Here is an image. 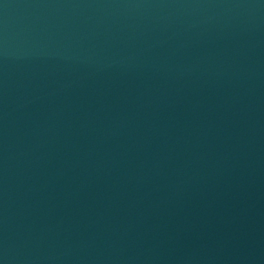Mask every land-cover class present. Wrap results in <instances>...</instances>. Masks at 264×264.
Masks as SVG:
<instances>
[{
    "label": "water",
    "instance_id": "95a60500",
    "mask_svg": "<svg viewBox=\"0 0 264 264\" xmlns=\"http://www.w3.org/2000/svg\"><path fill=\"white\" fill-rule=\"evenodd\" d=\"M0 264H264V0H0Z\"/></svg>",
    "mask_w": 264,
    "mask_h": 264
}]
</instances>
